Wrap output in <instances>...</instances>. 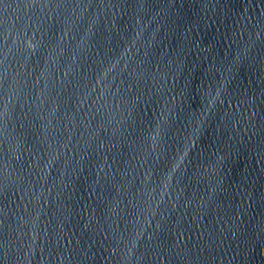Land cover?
I'll return each mask as SVG.
<instances>
[{
	"label": "water",
	"instance_id": "95a60500",
	"mask_svg": "<svg viewBox=\"0 0 264 264\" xmlns=\"http://www.w3.org/2000/svg\"><path fill=\"white\" fill-rule=\"evenodd\" d=\"M0 264H264V0H0Z\"/></svg>",
	"mask_w": 264,
	"mask_h": 264
}]
</instances>
